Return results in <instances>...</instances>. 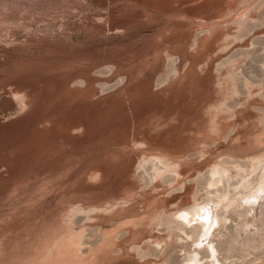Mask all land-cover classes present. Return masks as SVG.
Returning a JSON list of instances; mask_svg holds the SVG:
<instances>
[{"label": "rangeland", "instance_id": "rangeland-1", "mask_svg": "<svg viewBox=\"0 0 264 264\" xmlns=\"http://www.w3.org/2000/svg\"><path fill=\"white\" fill-rule=\"evenodd\" d=\"M261 155L264 0H0V264H264Z\"/></svg>", "mask_w": 264, "mask_h": 264}, {"label": "bare ground", "instance_id": "bare-ground-1", "mask_svg": "<svg viewBox=\"0 0 264 264\" xmlns=\"http://www.w3.org/2000/svg\"><path fill=\"white\" fill-rule=\"evenodd\" d=\"M213 33H214V31H212V35H210V37L212 36V37L216 38L217 37L216 35H218V34L213 35ZM203 42H204V40L200 41L197 44L198 45L197 47H199V49L201 48V50H204V47H202ZM219 136L221 137V135H219ZM263 156L264 155H261V156H258L256 158L250 160L251 172H253L254 170H257L259 165H261V167L258 169V178L256 179V182L254 184L251 183L248 186H245L241 190V192L239 193L238 200L240 201V203L242 205L251 206L249 204H251L252 201L254 202L256 197H258V195L260 193H262V191L264 190V159L261 158ZM213 173L215 175H224V172L216 165H214ZM227 199H228V194H226L225 196H222V201L227 200ZM208 215H210L209 210L203 208V209L197 210V212L191 218V221H197L198 220V221H201L202 223H201V227H200V233L195 240L196 251L191 252V254L189 255V257L187 258V260L184 264H202V262L199 261V259H198L197 250L199 248H202L203 246L205 247V250L207 253V263L208 264H219V261H218L217 256H216L217 250L214 246V243L210 240L211 229H213L212 227L217 224V220L213 216H210V218H209ZM180 217L185 221H187L189 218V216L186 214H181ZM68 236L69 237H68V239H66L67 241L65 243H63V244L56 243V255L54 257H49L47 255L49 248L44 247L41 250V252L39 253V255L37 256L36 260L33 262V264H60V258H62L61 256H63L64 253H66L65 257L72 256L73 259L72 258H69V259H72L73 262H75L76 264L80 263V261L78 259V255L76 254V248L74 247V240L70 234ZM63 247L66 248L65 252L61 251V250H63ZM104 249H105V247H104ZM107 250H106V252H107ZM93 259H95V256ZM90 264H92V263H90Z\"/></svg>", "mask_w": 264, "mask_h": 264}]
</instances>
